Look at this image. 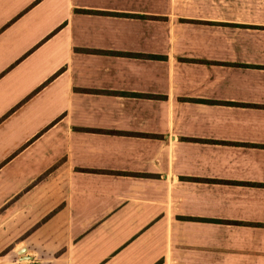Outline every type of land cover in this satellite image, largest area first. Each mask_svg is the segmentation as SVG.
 I'll use <instances>...</instances> for the list:
<instances>
[{
    "label": "crops",
    "instance_id": "0c3cea01",
    "mask_svg": "<svg viewBox=\"0 0 264 264\" xmlns=\"http://www.w3.org/2000/svg\"><path fill=\"white\" fill-rule=\"evenodd\" d=\"M0 264H264V0H0Z\"/></svg>",
    "mask_w": 264,
    "mask_h": 264
}]
</instances>
